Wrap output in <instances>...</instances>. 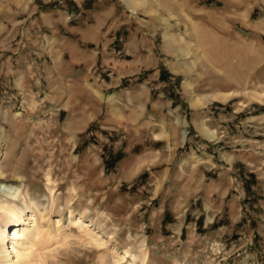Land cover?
Wrapping results in <instances>:
<instances>
[{
  "label": "rangeland",
  "instance_id": "374dc122",
  "mask_svg": "<svg viewBox=\"0 0 264 264\" xmlns=\"http://www.w3.org/2000/svg\"><path fill=\"white\" fill-rule=\"evenodd\" d=\"M5 204L90 224L30 264H264V0H0Z\"/></svg>",
  "mask_w": 264,
  "mask_h": 264
},
{
  "label": "bare ground",
  "instance_id": "6f19581e",
  "mask_svg": "<svg viewBox=\"0 0 264 264\" xmlns=\"http://www.w3.org/2000/svg\"><path fill=\"white\" fill-rule=\"evenodd\" d=\"M4 191L10 197L17 198L19 188H5ZM0 210L1 213L6 216L7 220L3 226H0V253L2 255V264H30V258L34 248L38 244H42L44 242L43 239L46 233L48 234L47 236L56 238L55 244H59V242L65 237L64 235L67 231H71L73 227H77L80 230H88V227H90V224L85 222L82 219V216L70 215L67 227L53 233L43 229V227L38 223L35 213L27 215L26 220L23 219L25 210L18 207L16 204H5L0 207ZM24 221L25 223L21 224ZM55 221L57 224L60 222V220ZM91 237L95 239L94 241H96L95 237H99V235L94 234L91 235ZM117 257L123 262L129 261L133 264L138 262L137 255L126 251L122 252L120 256Z\"/></svg>",
  "mask_w": 264,
  "mask_h": 264
}]
</instances>
